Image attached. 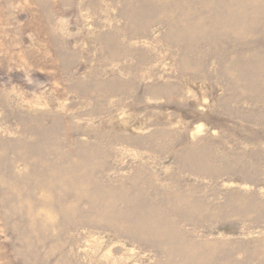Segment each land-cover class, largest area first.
Here are the masks:
<instances>
[{"label": "rangeland", "instance_id": "rangeland-1", "mask_svg": "<svg viewBox=\"0 0 264 264\" xmlns=\"http://www.w3.org/2000/svg\"><path fill=\"white\" fill-rule=\"evenodd\" d=\"M0 264H264V0H0Z\"/></svg>", "mask_w": 264, "mask_h": 264}]
</instances>
